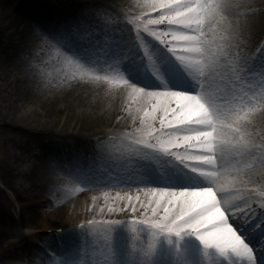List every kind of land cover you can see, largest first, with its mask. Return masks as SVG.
<instances>
[{"label": "snow or ice", "instance_id": "snow-or-ice-1", "mask_svg": "<svg viewBox=\"0 0 264 264\" xmlns=\"http://www.w3.org/2000/svg\"><path fill=\"white\" fill-rule=\"evenodd\" d=\"M151 9L158 15L145 12L126 21L134 25L132 42L116 66L131 95L150 102L139 128L123 133L132 178L120 183L147 189L151 197L144 203L139 196L117 194L114 200L127 202L108 212H130L131 218L88 220L80 229L99 238L95 264H257L254 249L231 222L238 213L255 218L253 198L241 195L247 189L225 195L217 184L264 168V147L254 143L247 127L249 113L264 104V78L252 86L264 70H250L231 45L210 38L209 29L227 15L224 0H158ZM58 45L69 61L95 69L97 62L84 49ZM135 53L151 85L125 68ZM111 59L105 66L115 71ZM217 83L225 84V93L214 88ZM191 241L200 246L199 261L188 256Z\"/></svg>", "mask_w": 264, "mask_h": 264}]
</instances>
